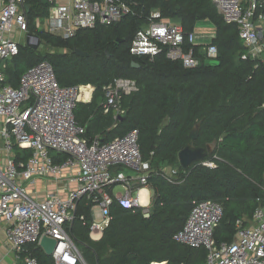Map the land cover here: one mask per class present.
I'll use <instances>...</instances> for the list:
<instances>
[{"label":"trees","instance_id":"1","mask_svg":"<svg viewBox=\"0 0 264 264\" xmlns=\"http://www.w3.org/2000/svg\"><path fill=\"white\" fill-rule=\"evenodd\" d=\"M136 13L119 23L78 31L63 39L34 27L37 18L47 16L49 5L26 0L28 33L54 52L41 56L37 49L19 45L18 54L4 68L6 84L18 88L24 72L48 62L61 87L91 86L90 103H78L74 110L77 124L85 128L87 139L107 143L138 131V148L150 166L147 180L152 190L151 215L110 206V221L99 241L90 238L92 204L78 203L71 234L84 249L87 264H202L204 249L176 244L172 236L179 231L194 202L213 201L222 206L223 218L214 233L215 242L231 243L234 224L250 218L264 202V53L250 56L234 24H227L211 0H125ZM158 10L165 20L177 22L185 34L198 22H210L216 36L204 45H214L217 57L207 59L194 47L199 63L185 68L164 56L153 61L133 58L129 45L150 13ZM79 50L88 56L75 54ZM214 61L215 63H211ZM138 64V68L132 64ZM135 83L136 91L122 95L120 121L113 111L104 114V88L116 80ZM197 129L195 140L189 134ZM213 147L205 162L194 163L183 171L177 154L187 145ZM15 162L31 156V151L15 149ZM177 170L172 181L165 167ZM84 222L82 221V219ZM39 261L51 264L40 253Z\"/></svg>","mask_w":264,"mask_h":264},{"label":"built area","instance_id":"2","mask_svg":"<svg viewBox=\"0 0 264 264\" xmlns=\"http://www.w3.org/2000/svg\"><path fill=\"white\" fill-rule=\"evenodd\" d=\"M227 24H234L249 56L257 59L264 53V0H211ZM47 16L37 18L34 27L59 36L72 38L80 30L119 23L136 13L125 0H47ZM26 0H0V139L4 153L0 161V264H44L37 252L51 264H87L71 227L80 200L100 208L102 222L94 223L91 211L90 238L100 240L110 221L109 209L115 201L131 212L140 211L144 219L151 215V205H142L139 193L147 189L150 166L138 148V131L101 143L85 137V128L77 124L74 110L78 103H90L91 86L61 87L48 62L28 69L18 88L6 84V62L17 56L19 45L11 35L25 36L29 21ZM29 6V5H28ZM129 45L133 58L153 61L164 56L195 68V34H185L174 21L165 20L158 10L147 19ZM201 53L207 59L217 57L214 45H204ZM83 89L89 91L85 96ZM136 91L131 80L120 79L104 88V114H123L119 107L122 95ZM31 151V156L16 163L15 149ZM53 154V155H51ZM204 166L214 167L204 162ZM129 171L128 173H126ZM176 169L165 172L173 180ZM65 181L66 197L48 191L44 197L32 196L28 186L39 179ZM121 186L123 191L116 192ZM250 218L234 224L231 243H216L214 233L223 218L222 206L213 201L194 202L183 227L172 240L191 249H204L202 264H264V202ZM84 222L83 218H81ZM56 245L50 256L41 247L42 239ZM157 264V263H152ZM164 264V263H161Z\"/></svg>","mask_w":264,"mask_h":264},{"label":"water","instance_id":"3","mask_svg":"<svg viewBox=\"0 0 264 264\" xmlns=\"http://www.w3.org/2000/svg\"><path fill=\"white\" fill-rule=\"evenodd\" d=\"M43 4L47 3V0H41ZM26 10L29 12V6L26 5ZM40 45V40L31 34L26 35V46L31 49H38ZM75 54L80 57H86L88 56L87 53H83L79 50L75 51ZM132 67L138 68V64L133 63ZM124 116L118 115L117 119L122 120ZM198 131L195 128L190 134L189 138L191 140H195L197 138ZM213 155V147L208 145L206 147H199V146H192L187 145L185 148L180 150L177 154L178 164L181 170L185 171L187 170L190 165L194 163H200L203 164L207 157H210ZM56 243L53 240H50L46 237H44L41 241V247L44 249L46 255L50 256L55 248Z\"/></svg>","mask_w":264,"mask_h":264},{"label":"crops","instance_id":"4","mask_svg":"<svg viewBox=\"0 0 264 264\" xmlns=\"http://www.w3.org/2000/svg\"><path fill=\"white\" fill-rule=\"evenodd\" d=\"M205 28H201V27ZM208 25V26H206ZM193 33L195 34V38H196V42L195 45L198 47H202L204 46V44H206V42H210V40H213L216 36V30L213 27V25L210 22L207 21H202V22H198L195 26V29L193 31ZM21 37V35H20ZM2 148V147H1ZM0 148V161L3 158V151ZM2 153V154H1ZM170 169H165V172L168 173ZM65 187V181H58L55 182L51 179H39L36 180L35 182H33L31 185L28 186V190L30 191V193H32V196L37 198V199H41L42 197H44L45 193L48 191H58L59 195H61V197H66V192L64 190ZM35 192H34V191ZM145 190L146 194H142L141 191L139 193V198H140V202L142 205H146L149 204L151 205V197H152V190L147 187V189H143ZM144 195V196H143ZM142 197V200H141ZM144 197V200H143ZM99 241V240H96Z\"/></svg>","mask_w":264,"mask_h":264},{"label":"rangeland","instance_id":"5","mask_svg":"<svg viewBox=\"0 0 264 264\" xmlns=\"http://www.w3.org/2000/svg\"><path fill=\"white\" fill-rule=\"evenodd\" d=\"M46 4H48V3H46ZM43 19V18H42ZM206 26H208V25H206ZM148 27V22L146 21L143 25H142V29H145V28H147ZM201 28H205L204 27V25H203V27H201ZM41 29H42V31H44V32H46V28H45V26L44 27H41ZM11 37H12V39L15 41V42H17L18 44H20L21 46H25L26 45V37L25 36H21L20 37V35L19 34H16V33H13L12 35H11ZM38 52H39V54L41 55V56H46L47 54H50V53H52V52H54V50L51 48V47H49V46H47L46 44H44V43H41L40 45H39V47H38ZM211 63H215L214 61H212ZM2 141H1V139H0V148L2 147V143H1ZM2 149V148H1ZM2 154V153H1ZM51 155H53V154H51ZM164 169H170V166H167V167H165ZM129 171H127L126 173H128ZM130 173V172H129ZM34 191V190H33ZM115 191L116 192H122L123 191V188L121 187V186H118L116 189H115ZM35 192V191H34ZM92 212L94 213V216H95V219H94V223H96V224H98V223H101L102 222V216H101V211H100V208L97 206V205H94V206H92ZM77 246H78V248L80 249V251L83 253V249H84V247L81 245V244H79V243H77Z\"/></svg>","mask_w":264,"mask_h":264},{"label":"bare ground","instance_id":"6","mask_svg":"<svg viewBox=\"0 0 264 264\" xmlns=\"http://www.w3.org/2000/svg\"><path fill=\"white\" fill-rule=\"evenodd\" d=\"M84 93H85V96H89V91L83 89ZM143 192H141L142 194H146L145 190H142ZM144 196V195H143ZM141 200H142V197H141ZM143 200H144V197H143Z\"/></svg>","mask_w":264,"mask_h":264}]
</instances>
